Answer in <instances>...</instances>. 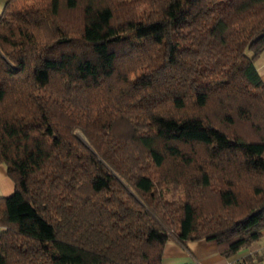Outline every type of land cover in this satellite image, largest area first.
<instances>
[{
    "label": "trees",
    "instance_id": "1",
    "mask_svg": "<svg viewBox=\"0 0 264 264\" xmlns=\"http://www.w3.org/2000/svg\"><path fill=\"white\" fill-rule=\"evenodd\" d=\"M263 51L264 0H6L0 264H161L171 238L225 257L257 241Z\"/></svg>",
    "mask_w": 264,
    "mask_h": 264
},
{
    "label": "crops",
    "instance_id": "2",
    "mask_svg": "<svg viewBox=\"0 0 264 264\" xmlns=\"http://www.w3.org/2000/svg\"><path fill=\"white\" fill-rule=\"evenodd\" d=\"M5 3L6 0H0V14ZM254 63L264 83V51ZM13 191L14 184L7 174L6 166L0 164V197H7ZM3 230L4 228L0 227V232ZM255 255L259 257L255 258ZM245 257H253V262L249 264H264V229L261 230V236L257 241L229 257L220 253L215 241L201 239L181 243L171 238L164 245L161 264H248L243 262Z\"/></svg>",
    "mask_w": 264,
    "mask_h": 264
},
{
    "label": "rangeland",
    "instance_id": "3",
    "mask_svg": "<svg viewBox=\"0 0 264 264\" xmlns=\"http://www.w3.org/2000/svg\"><path fill=\"white\" fill-rule=\"evenodd\" d=\"M77 134H78V136H79L80 138H82L84 141H86L85 137H84L79 131H77ZM250 245H251V244H250ZM250 245H249V246H250ZM249 246H248V247H249Z\"/></svg>",
    "mask_w": 264,
    "mask_h": 264
}]
</instances>
